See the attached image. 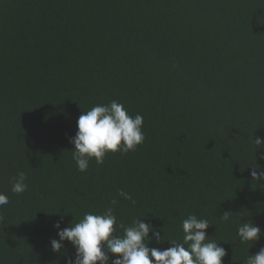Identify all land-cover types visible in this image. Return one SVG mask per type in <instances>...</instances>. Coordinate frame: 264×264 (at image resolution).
Listing matches in <instances>:
<instances>
[{"label": "trees", "instance_id": "16d2710c", "mask_svg": "<svg viewBox=\"0 0 264 264\" xmlns=\"http://www.w3.org/2000/svg\"><path fill=\"white\" fill-rule=\"evenodd\" d=\"M112 100L143 117L145 140L81 172L69 142L77 120ZM255 137L264 140V0H0V264H66L75 250L52 251L53 225L113 199L119 222L160 231L149 247L182 243L195 214L213 224L223 264H244L264 247V236L237 235L243 222L264 232ZM20 171L28 189L16 194Z\"/></svg>", "mask_w": 264, "mask_h": 264}, {"label": "clouds", "instance_id": "9594fccd", "mask_svg": "<svg viewBox=\"0 0 264 264\" xmlns=\"http://www.w3.org/2000/svg\"><path fill=\"white\" fill-rule=\"evenodd\" d=\"M142 127L143 117L139 114L131 116L124 105L116 100L83 111L77 120L78 130L69 139L74 146L72 159L78 170L87 171L93 158L97 164H102L109 152L127 154L135 151L145 140ZM254 145L256 153L258 148L264 147V140L255 137ZM252 169L251 179L264 188V169L259 165ZM26 180L27 174L18 172L12 178L11 191L16 194L26 192ZM117 194L135 205L136 200L128 192L121 189ZM8 203V196L0 192V208ZM118 203L117 199H113V207H108L102 214L85 213L82 219L75 224L72 222L69 227H61V216L53 225L58 239L50 241L52 251L64 255V242H69L75 254L65 255L66 264H223L228 255L224 247L207 239L210 236L206 230L213 224L195 214L188 215L182 221V243L172 239L168 240L171 244L169 248L161 250L149 247L152 240L161 243L163 237L160 231L140 218H134L130 225L119 222L114 214V206ZM230 213L224 212L222 219L228 221ZM0 222H4L2 215ZM121 229L122 234L119 231ZM237 235L241 244H254L264 236V232L252 222H243L237 228ZM244 264H264V247L254 255L249 254Z\"/></svg>", "mask_w": 264, "mask_h": 264}]
</instances>
